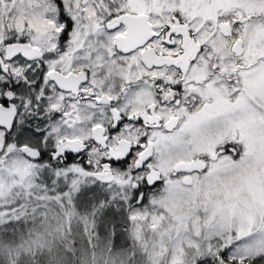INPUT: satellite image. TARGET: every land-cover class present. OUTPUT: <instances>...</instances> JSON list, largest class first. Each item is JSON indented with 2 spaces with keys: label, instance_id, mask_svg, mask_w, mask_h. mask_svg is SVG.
I'll return each instance as SVG.
<instances>
[{
  "label": "snow or ice",
  "instance_id": "6c2138e0",
  "mask_svg": "<svg viewBox=\"0 0 264 264\" xmlns=\"http://www.w3.org/2000/svg\"><path fill=\"white\" fill-rule=\"evenodd\" d=\"M0 264H264V0H0Z\"/></svg>",
  "mask_w": 264,
  "mask_h": 264
}]
</instances>
